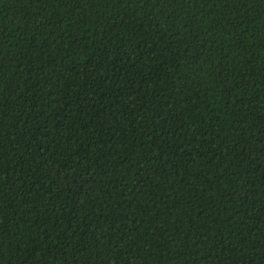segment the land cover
<instances>
[{
  "label": "trees",
  "instance_id": "16d2710c",
  "mask_svg": "<svg viewBox=\"0 0 264 264\" xmlns=\"http://www.w3.org/2000/svg\"><path fill=\"white\" fill-rule=\"evenodd\" d=\"M0 264H264V0H0Z\"/></svg>",
  "mask_w": 264,
  "mask_h": 264
}]
</instances>
